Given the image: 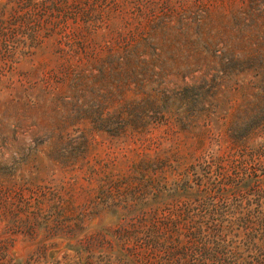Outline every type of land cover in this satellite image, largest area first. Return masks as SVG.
I'll use <instances>...</instances> for the list:
<instances>
[{"label":"rangeland","instance_id":"374dc122","mask_svg":"<svg viewBox=\"0 0 264 264\" xmlns=\"http://www.w3.org/2000/svg\"><path fill=\"white\" fill-rule=\"evenodd\" d=\"M263 77L264 0H0V261L203 264L154 226L264 161Z\"/></svg>","mask_w":264,"mask_h":264},{"label":"trees","instance_id":"16d2710c","mask_svg":"<svg viewBox=\"0 0 264 264\" xmlns=\"http://www.w3.org/2000/svg\"><path fill=\"white\" fill-rule=\"evenodd\" d=\"M258 83L259 85L255 86L258 91L255 95V104L249 111L255 112L258 118L263 120L261 123H264V77L259 79ZM255 123H252L254 125L247 124L244 129L248 128V133H250L260 125L257 120ZM234 131L238 135L235 128ZM246 133L240 137L234 136L235 149ZM247 159L244 161L245 168L242 166L238 168L236 165L231 174L220 175L218 182L213 185L220 194L213 203L203 200L197 215H192L190 218L188 216L190 212L184 209L186 217L182 220L159 223L154 226L156 232H160L161 226L169 228L168 232L172 237L174 236V241L178 244L183 242L181 243L183 249L170 254L178 252L184 258L188 257L187 255L193 257L196 255L199 261H204L203 264H207V260H211L213 264H226L229 261L233 264H264V161L260 162L251 156ZM228 184H233L234 190H237L233 196L223 193ZM222 232L233 233L234 237L242 235L243 245L255 250L262 249L260 251L244 250L236 254L232 252L230 256L224 255L230 251L221 249L232 245L233 242L229 244L228 241L221 240L219 234ZM184 235L191 237L192 240L185 241ZM157 239L159 240L160 237L156 238V242ZM193 247L197 249L191 250ZM0 264H5V262L0 261Z\"/></svg>","mask_w":264,"mask_h":264}]
</instances>
